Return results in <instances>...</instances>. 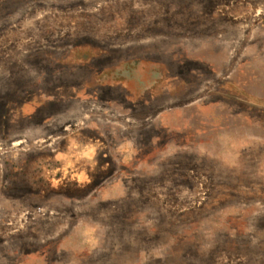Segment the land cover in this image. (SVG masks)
I'll return each mask as SVG.
<instances>
[{"label": "rangeland", "instance_id": "obj_1", "mask_svg": "<svg viewBox=\"0 0 264 264\" xmlns=\"http://www.w3.org/2000/svg\"><path fill=\"white\" fill-rule=\"evenodd\" d=\"M0 264H264V0H0Z\"/></svg>", "mask_w": 264, "mask_h": 264}, {"label": "crops", "instance_id": "obj_2", "mask_svg": "<svg viewBox=\"0 0 264 264\" xmlns=\"http://www.w3.org/2000/svg\"><path fill=\"white\" fill-rule=\"evenodd\" d=\"M84 68H86L85 70L87 71V70H92V71H95V72H98L99 70H98V68H93V67H90V68H88V67H84Z\"/></svg>", "mask_w": 264, "mask_h": 264}]
</instances>
